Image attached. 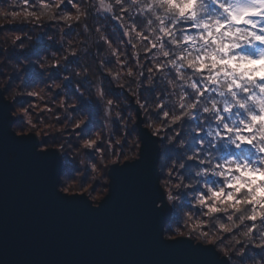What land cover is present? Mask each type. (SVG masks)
Instances as JSON below:
<instances>
[{"label": "clouds", "instance_id": "1", "mask_svg": "<svg viewBox=\"0 0 264 264\" xmlns=\"http://www.w3.org/2000/svg\"><path fill=\"white\" fill-rule=\"evenodd\" d=\"M0 108L60 197L99 210L146 168L159 240L211 257L0 264H264V0H0Z\"/></svg>", "mask_w": 264, "mask_h": 264}, {"label": "water", "instance_id": "2", "mask_svg": "<svg viewBox=\"0 0 264 264\" xmlns=\"http://www.w3.org/2000/svg\"><path fill=\"white\" fill-rule=\"evenodd\" d=\"M9 154L15 159L9 160ZM61 167L51 154L34 153L29 141L14 140L0 108V248L16 245L122 260H211L210 254L183 243L159 240L146 168L114 171L111 197L94 211L56 193L55 174Z\"/></svg>", "mask_w": 264, "mask_h": 264}]
</instances>
